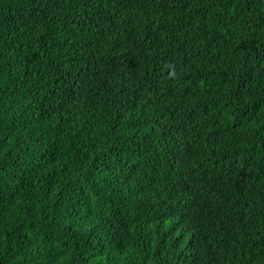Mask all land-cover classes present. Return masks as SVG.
<instances>
[{
  "label": "trees",
  "instance_id": "trees-1",
  "mask_svg": "<svg viewBox=\"0 0 264 264\" xmlns=\"http://www.w3.org/2000/svg\"><path fill=\"white\" fill-rule=\"evenodd\" d=\"M0 264H264V0H0Z\"/></svg>",
  "mask_w": 264,
  "mask_h": 264
}]
</instances>
